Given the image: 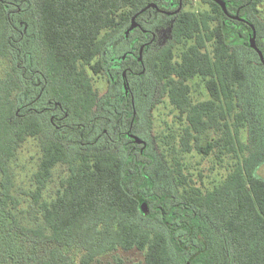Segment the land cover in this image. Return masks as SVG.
Wrapping results in <instances>:
<instances>
[{
  "label": "trees",
  "instance_id": "16d2710c",
  "mask_svg": "<svg viewBox=\"0 0 264 264\" xmlns=\"http://www.w3.org/2000/svg\"><path fill=\"white\" fill-rule=\"evenodd\" d=\"M165 1L170 0H0V59L5 61L0 69V264H95L108 254L112 258L105 264H123L118 253L133 248L144 251L148 264H170L167 242L178 239L199 242L198 261L204 250L212 251L202 241L218 239L224 241L227 264H264V178L259 174L264 149H252L241 140V129L250 119L240 100L248 81L240 46L248 44V33L241 30L239 35L234 25L239 22L231 20L225 34L227 15L217 3L200 0L212 5L213 13L186 9L192 0H182L171 38L144 54L160 96H167L187 121L179 151H191L194 144L201 155L217 152L236 158L224 181L212 188L198 184L174 157L167 167L174 184L156 191L164 205L163 213L153 211V222L141 213L140 202L149 189L136 164L149 170L156 157L126 146L125 140L112 143L116 148L92 147L104 129L110 141L125 137L113 132L109 121L115 117L106 113L121 110L113 96L123 91L112 86L103 109H96L99 94L88 68L108 74L104 50L124 33L135 13L145 27L146 7ZM173 1L177 5L179 0ZM259 2L227 0V8L233 13L242 5L240 16L251 18L259 30L258 24L264 26ZM25 14L33 16L37 44L20 21ZM133 30L136 39L141 30ZM258 46L264 57V40ZM36 74L43 82L39 112L31 93ZM195 77L205 83L208 99H193ZM53 105L62 113L61 122L50 120ZM96 110L104 115L97 116ZM227 112L229 126L224 123ZM99 121L105 124L98 126ZM146 121L150 130L149 114ZM118 128L122 132L126 125ZM212 131H221L220 137H212ZM203 135L206 140L200 143ZM30 137L39 141L41 156L33 177L36 189L26 200L18 193L12 162ZM177 137L172 134L171 142ZM82 141L85 147H80ZM167 144L176 148V143ZM244 149L248 154L239 158ZM142 161L149 163L142 166ZM58 165L66 166L67 173L55 196L46 199L44 187ZM178 203L181 232L163 230L164 219L178 225Z\"/></svg>",
  "mask_w": 264,
  "mask_h": 264
},
{
  "label": "rangeland",
  "instance_id": "374dc122",
  "mask_svg": "<svg viewBox=\"0 0 264 264\" xmlns=\"http://www.w3.org/2000/svg\"><path fill=\"white\" fill-rule=\"evenodd\" d=\"M259 8L261 15L264 16V0H261ZM187 9L204 10L207 9L205 3L200 0H192L187 6ZM20 19V18H19ZM25 23L26 29L31 30L30 38H34L36 44L37 34L33 27V16L25 14L21 20ZM31 26V27H30ZM153 28L157 31L156 47H160L167 43L170 39V30L166 26L156 24ZM122 49L121 47H118ZM241 56L243 65L248 73V81L241 92V103L250 114L249 122L241 129L242 142L252 149H264V66L258 63L256 53L250 51L246 46L241 45ZM182 46L176 50L180 52ZM106 59H109V47L104 50ZM5 65V61L0 59V69ZM108 67V65H107ZM110 67V64H109ZM110 69V68H109ZM88 73L92 78L93 85L99 94V102L96 109H103L104 101L113 93L114 89L109 82L105 72L96 74L91 67L88 68ZM192 97L195 101L206 100L209 98V92L205 83L200 77H195L191 80ZM34 84H31V93L33 98ZM133 89L139 97V116L140 125H146V114L149 113L151 118V129L143 131L139 128L140 138H144L149 142L148 153L156 157L157 166L160 171L159 186L164 190L173 186L171 176L168 174L169 165L174 164V157L179 159L184 164V172L193 180L197 181L205 187L212 188L224 181L230 171L236 158L231 154L224 153L220 156L217 152H212L208 155H201L194 147L191 151L180 152V137L184 133V128L187 126V121L184 116H179V111L175 110L171 105L167 96H160L158 85L151 76H146L134 82ZM113 96V95H111ZM114 98V96H113ZM106 105V104H105ZM100 112V111H99ZM102 112V111H101ZM145 114V115H144ZM231 125V123H230ZM178 135L176 142L171 135ZM212 137H220L221 131L211 132ZM206 140V135H203L199 142L203 143ZM167 142L171 145L176 143V148L170 149ZM120 145V144H119ZM115 148L110 140L105 137L100 144L93 149H109ZM248 154V150L240 151L239 158ZM41 156L40 144L36 138H28L21 146L19 152L13 159V168L17 179L18 193L21 197L31 200V194L36 189L34 174L37 170L39 158ZM176 159V160H177ZM67 173L66 166L58 165L54 170L52 179L46 183L43 195L46 199H51L55 196L56 190L60 185L61 177ZM259 174L264 178V164L259 168ZM29 201V200H28ZM124 260L123 264H135L143 258L139 251H121L118 253ZM112 258L108 254L101 258V262L95 264H105Z\"/></svg>",
  "mask_w": 264,
  "mask_h": 264
},
{
  "label": "flooded vegetation",
  "instance_id": "af4514ba",
  "mask_svg": "<svg viewBox=\"0 0 264 264\" xmlns=\"http://www.w3.org/2000/svg\"><path fill=\"white\" fill-rule=\"evenodd\" d=\"M215 3H217L221 9L223 7L216 1L212 0ZM226 3V10L224 13L227 15V19L223 22V30L225 31V34L229 35V32L231 30V20L239 22V24L235 23L234 25L239 28L238 31L239 35L241 34V30L246 31L248 33L247 43L244 42V46H246L250 51L255 52L258 57L260 58L258 52L250 46L249 39L251 35L253 34V28L256 30V45L258 46V41L264 40V26L261 24H258V28L253 23L252 19L249 17H241L240 16V7L235 10L233 13L228 11V3L227 0H224ZM156 6L149 7L148 16L145 17V21L148 22L145 27L139 24L136 27V29L141 30V34L138 35V38L134 39V37L131 36L132 31L129 33H126V30L123 34L119 35V37L115 38L112 43L109 46L110 53L108 63L110 64V69L108 71V79L111 85L115 88L117 87L118 90L123 91V94L118 95V97H114L113 99H116V102L118 101V106L121 108L120 111L116 112H106L108 115H112L115 118L110 119L109 124H111V129L114 133H125V137L122 139H112L111 143H117L120 142V145L124 144L122 143L123 140H125L126 146H130L133 149L140 148L148 151L149 148V142L146 139H142L139 136V128L141 126V129L143 131L149 130V122L146 121V125H140V116L138 112L139 108V97H137L136 92L133 89L134 82L138 81L141 78H144L146 76H150L149 71L146 67L145 63V51H156L160 47H156L157 43V31L153 28L156 24L160 26H166L170 30V38H171V30L173 23L179 15V13L183 10V2L182 6L180 8V0L178 1V4L173 0H170L169 2L165 1L162 2L161 6L155 4ZM207 9L211 12H213V6L210 4H205ZM260 5V2L258 4V7ZM187 9V7H186ZM260 9V8H259ZM214 13V12H213ZM138 13H135L134 15ZM133 15V16H134ZM132 16V17H133ZM136 17V21H137ZM132 19V18H131ZM259 19L262 20L263 16H259ZM152 23V24H150ZM215 20H212L211 26L216 27ZM131 25V24H130ZM129 25V26H130ZM242 36V35H241ZM168 42V41H167ZM118 48V47H121ZM260 50V49H259ZM261 51V50H260ZM261 59V58H260ZM261 65L264 66V61L261 60ZM34 84L33 89V102L35 104V109L37 112H39V102L43 96V82L39 78V74L35 75L34 80L32 81ZM120 88V89H119ZM98 106V104H97ZM97 108V107H96ZM50 110L48 115L50 117L51 121H58L61 122L62 116L61 112L56 110V107L54 105L50 107ZM95 114L97 116H103L104 114L100 111H95ZM146 114V115H145ZM144 115L147 116L148 114L145 113ZM180 115V114H179ZM108 123V122H107ZM126 125V129H124L122 132H119V124ZM228 126L230 125V116L229 112L226 113V120L225 122ZM59 124L56 125V127H59ZM97 124V122L95 123ZM101 126L105 124V122L99 121ZM109 139L107 130L104 129L103 133H97L95 135L94 140L91 142L92 147H95L96 145L100 144V142L104 139ZM118 137V136H117ZM110 140V139H109ZM120 140V141H118ZM80 147L83 146V141L81 143ZM85 147V146H83ZM125 147V146H124ZM141 165L145 166L146 163H149L148 161H142L140 162ZM151 164H153V168L146 170L139 166L137 163L136 166L138 168L137 171H142L143 177L147 180V185L145 188H148L149 191L145 195V199H142L141 201L146 202V212H142V215L150 219L151 221H155L156 218L152 216L153 211L159 210L163 213V205L164 201L163 199H160V195L156 193L159 187V181H160V171L157 166V161H153ZM146 168V167H144ZM149 172L151 175L147 174L146 172ZM157 198V200L155 199ZM159 198V199H158ZM181 209L180 205L178 203V225H173L169 223V220L166 221L164 219V224L162 225L163 230H172L177 228L176 230L178 233L182 230V223L180 221V215ZM150 227H155L154 224H152ZM169 245V253H170V264H227V251L223 246H225L224 241L222 240H210V241H202L203 244H210L212 246V251L204 250L205 257L201 260H197V256L199 253L198 244L199 242L197 240H193L191 242L189 241H183L181 239L178 240H168ZM139 251L143 256L140 262H137L135 264H148L144 257V251H141L137 248H133L129 251ZM124 251V250H120ZM128 252V251H126ZM159 264V262H157Z\"/></svg>",
  "mask_w": 264,
  "mask_h": 264
},
{
  "label": "water",
  "instance_id": "95a60500",
  "mask_svg": "<svg viewBox=\"0 0 264 264\" xmlns=\"http://www.w3.org/2000/svg\"><path fill=\"white\" fill-rule=\"evenodd\" d=\"M216 1L223 7L224 11H227L226 10V3L224 0H216ZM151 6H156V5L155 4H149L146 8H149ZM181 6H182V0H180V8H181ZM136 17H137V14L132 17L131 25L126 30V33H129L131 30H133L134 28H136L138 26V22L136 21ZM249 42H250V46L258 52L261 60L264 61L263 54L256 45V30H255V28H253V34L251 35ZM140 208L143 212H146V202L145 201L140 202Z\"/></svg>",
  "mask_w": 264,
  "mask_h": 264
}]
</instances>
